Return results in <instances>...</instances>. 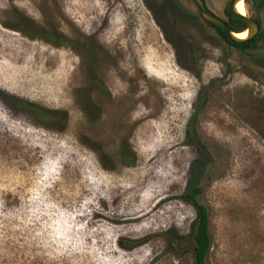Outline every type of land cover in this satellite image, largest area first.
Listing matches in <instances>:
<instances>
[{
	"label": "rangeland",
	"instance_id": "obj_1",
	"mask_svg": "<svg viewBox=\"0 0 264 264\" xmlns=\"http://www.w3.org/2000/svg\"><path fill=\"white\" fill-rule=\"evenodd\" d=\"M242 1L246 48L191 0H0V264H193L194 202L204 264H264V0Z\"/></svg>",
	"mask_w": 264,
	"mask_h": 264
},
{
	"label": "trees",
	"instance_id": "obj_2",
	"mask_svg": "<svg viewBox=\"0 0 264 264\" xmlns=\"http://www.w3.org/2000/svg\"><path fill=\"white\" fill-rule=\"evenodd\" d=\"M261 6V0L256 2L253 5V8L257 10ZM226 14V19H223L225 24L232 30V31H240L245 24L243 21L230 14L228 10V5L224 9ZM251 16V15H250ZM253 19L257 20L254 16H251ZM207 22V21H206ZM209 25L214 27L217 32L220 34L222 38H224L229 44L238 47V48H246L253 44V39L248 42H244L242 44H233L229 42L224 34V32L217 26L213 25L210 22H207ZM31 35L35 37H39L45 41L55 42L56 39L53 36H48L43 34L40 31H37ZM257 61L264 65V58L257 57ZM15 104L24 109L29 115L36 120L38 123L47 124V123H64L66 120V113L61 110H53L48 109L43 106L31 103V102H20L15 101ZM121 159L123 162L130 164L131 160L125 155L124 151L121 149ZM200 191L199 187L193 188L190 192L185 193L190 199H194V196ZM195 209H196V216L191 232L192 238V255H193V264H204V260L208 249L210 247V238L208 234V215L206 211V207L202 204L194 202Z\"/></svg>",
	"mask_w": 264,
	"mask_h": 264
},
{
	"label": "water",
	"instance_id": "obj_3",
	"mask_svg": "<svg viewBox=\"0 0 264 264\" xmlns=\"http://www.w3.org/2000/svg\"><path fill=\"white\" fill-rule=\"evenodd\" d=\"M238 0H229L228 3V10L230 14L240 18L245 26L240 30H246V35L242 38H238L234 36L235 33H238L240 31H232L223 21L222 18L218 17L214 13H212L210 10L206 8L202 0H191L193 5L196 7L198 10L199 14L201 17L207 21L212 23L213 25L219 27L225 34L227 40L233 44H242L244 42H248L251 40L256 33L258 32L259 26L258 23L246 12L245 14H240L235 10V3Z\"/></svg>",
	"mask_w": 264,
	"mask_h": 264
},
{
	"label": "bare ground",
	"instance_id": "obj_4",
	"mask_svg": "<svg viewBox=\"0 0 264 264\" xmlns=\"http://www.w3.org/2000/svg\"><path fill=\"white\" fill-rule=\"evenodd\" d=\"M235 10L240 13V14H245V6L243 4L242 0H238L235 3ZM246 35V30L240 31L238 33H235L234 36L238 37V38H242Z\"/></svg>",
	"mask_w": 264,
	"mask_h": 264
},
{
	"label": "flooded vegetation",
	"instance_id": "obj_5",
	"mask_svg": "<svg viewBox=\"0 0 264 264\" xmlns=\"http://www.w3.org/2000/svg\"><path fill=\"white\" fill-rule=\"evenodd\" d=\"M229 3V2H228ZM255 20V19H254ZM224 21V20H223ZM257 23H258V21L257 20H255ZM258 26H259V24H258ZM259 30V29H258ZM258 33V32H257ZM257 33H256V35H257ZM256 35L252 38L253 39V41L255 40V38H256ZM250 41V40H249ZM264 66V65H263Z\"/></svg>",
	"mask_w": 264,
	"mask_h": 264
}]
</instances>
